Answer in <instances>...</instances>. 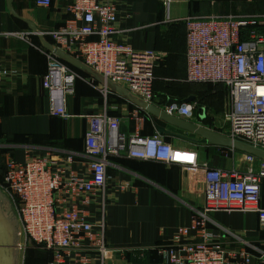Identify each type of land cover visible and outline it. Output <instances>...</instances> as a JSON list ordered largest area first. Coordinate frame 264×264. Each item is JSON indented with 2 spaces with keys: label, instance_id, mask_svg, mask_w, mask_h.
Here are the masks:
<instances>
[{
  "label": "built area",
  "instance_id": "1",
  "mask_svg": "<svg viewBox=\"0 0 264 264\" xmlns=\"http://www.w3.org/2000/svg\"><path fill=\"white\" fill-rule=\"evenodd\" d=\"M161 2L168 9L172 4V0ZM36 3L51 7L52 0ZM64 13V23L55 29L11 34L26 41H30L32 34L52 38L55 51L45 49L49 72L43 82L50 90L52 114L70 116L65 92L73 91L78 77L58 50L99 74L104 82L100 91L105 96L109 95L112 82L127 86L133 95L152 103L154 71L162 58L118 40L117 0H69ZM184 20L188 29L187 80L222 84L229 90L226 126L219 133L264 152V14H211ZM11 74V69L0 63V87ZM87 82L97 86L95 77L87 78ZM165 112L190 120L193 105L173 102ZM86 118L85 154L89 161L85 174L74 168L80 155L74 152L28 154L23 161L8 158L5 162L0 192L10 205L9 211L5 208L7 213L19 223L20 252L33 242L52 251L51 264H65L70 254H74L73 261L85 264L89 257L83 251L87 247L96 250L102 260L107 257L110 249L104 215L97 230L88 207L101 193L105 210L108 167L110 157L115 156L180 163L203 170V208L197 210L190 228L180 227L172 243L159 249L169 264H264V240L255 243L233 232H228L227 241L216 240L208 230V214L219 210L255 211L264 230L263 158L243 152L244 161L250 165L246 170L215 168L200 163L195 151L167 141L159 130L150 136L126 135L120 130V119L106 111L88 114ZM218 148L227 156L239 151L234 147ZM179 152L192 158L179 157ZM256 162L260 163L259 170L254 167ZM191 230L196 231L197 239L190 238Z\"/></svg>",
  "mask_w": 264,
  "mask_h": 264
},
{
  "label": "crops",
  "instance_id": "2",
  "mask_svg": "<svg viewBox=\"0 0 264 264\" xmlns=\"http://www.w3.org/2000/svg\"><path fill=\"white\" fill-rule=\"evenodd\" d=\"M8 2L0 0V63L12 72L0 87V180L1 167L8 158L23 161L28 154L47 152L80 154L74 168L85 174L89 161L85 154L86 115L103 111L120 119V130L126 135L150 136L162 128L167 141L195 151L200 163L228 170L250 167L242 151L227 156L218 146L199 141L201 136L149 113L117 90V86L128 90L127 86L110 82L109 95L105 96L100 91L104 82L99 74H90L68 62L78 76L73 91L65 92L70 116L53 115L50 90L43 84L49 72L45 42L53 44L52 38L32 34L26 41L11 34L32 30L27 21L39 32L59 27L65 21L64 6L69 0H53L51 7L39 6L36 0H12L13 10ZM117 8L118 40L162 58L154 71L151 104L165 111L169 103L189 100L187 103L193 105L190 120L221 132L226 125L220 118L224 119L230 108L229 90L222 84H213V88L201 83L185 85L189 81L188 29L184 19L211 14H264V0H172L169 9L161 0H117ZM90 77H95L97 86L87 82ZM161 80L175 84L165 85ZM131 96L142 100L132 93ZM254 167L259 170L260 163ZM108 173L105 210L101 193L88 210L97 230L104 215L110 251L102 260L96 250L87 247L83 251L89 257L85 264H169L159 249L172 243L180 227L190 228L197 210L203 208V170L132 158L110 159ZM261 205L264 207V178ZM208 217V230L216 240H229L228 232L255 243L264 240L255 211L219 210ZM190 238L197 239L195 230H191ZM70 255L65 264H78L73 261L74 254ZM20 257L19 264H50V255L33 242L21 251Z\"/></svg>",
  "mask_w": 264,
  "mask_h": 264
},
{
  "label": "water",
  "instance_id": "3",
  "mask_svg": "<svg viewBox=\"0 0 264 264\" xmlns=\"http://www.w3.org/2000/svg\"><path fill=\"white\" fill-rule=\"evenodd\" d=\"M8 3H9V8L13 10L12 0H9ZM27 22L33 31L35 32L38 31L34 24H32L30 21ZM45 47L48 50L55 51L54 45L47 41L45 42ZM57 53L61 58H63L69 64L87 70L90 74H94L93 70L89 66H87L81 60L75 58L74 56L59 50L57 51ZM117 90L128 96L131 100L136 101L141 108L147 110L149 113H153L164 120H167L181 128L192 131L195 134L201 136V140L199 141L203 143L211 144L215 146H223L228 148L234 147L239 151L251 153L259 158L264 159V152L259 149L245 145L238 141H233L231 138L227 137L226 135H223L212 129L206 128L191 120L169 115L165 111L155 107L151 103L132 97L130 91L120 86H117ZM158 130L161 134L166 133L165 130H163L162 128H159ZM18 232H19V223L17 219L14 218L11 214L7 213L3 205L2 199L0 197V264H19V261L21 259L20 257L21 252L17 247L19 241Z\"/></svg>",
  "mask_w": 264,
  "mask_h": 264
},
{
  "label": "trees",
  "instance_id": "4",
  "mask_svg": "<svg viewBox=\"0 0 264 264\" xmlns=\"http://www.w3.org/2000/svg\"><path fill=\"white\" fill-rule=\"evenodd\" d=\"M52 4H53V0H52ZM63 61H65V60H63ZM66 62V61H65ZM67 63V62H66ZM68 64V63H67ZM160 82H162V83H164L165 85H170V84H172V85H174L175 83H174V81H172V82H170V81H166V80H161ZM188 84H198V83H195V82H188L187 84H185V85H188ZM201 84H204V85H206V87H208V88H213L215 85H213L212 83H201ZM185 85H183V86H185ZM173 103V102H172ZM177 103H181V102H177ZM169 104H171V103H169ZM168 104V105H169ZM1 112V111H0ZM110 159L111 160H113V159H132V158H127V157H115V156H113V157H110ZM0 165H2L1 163H0ZM2 169H3V173H4V170H5V166H2L1 167ZM3 173H2V178H1V181L3 180ZM38 249H41V250H43L44 252H47L49 255H50V264H51V262H52V259H53V254H52V251L51 250H47V249H42V248H40V247H38Z\"/></svg>",
  "mask_w": 264,
  "mask_h": 264
},
{
  "label": "rangeland",
  "instance_id": "5",
  "mask_svg": "<svg viewBox=\"0 0 264 264\" xmlns=\"http://www.w3.org/2000/svg\"><path fill=\"white\" fill-rule=\"evenodd\" d=\"M222 94H225V92L223 93V91H222ZM222 117H223V116H222ZM220 119H222V120L224 121L223 118H220ZM223 121H222V122H223ZM0 197H1V199H2V202H3L4 206H5V208L9 211V210H10V205H9V203H8V201H7V199H6V197L4 196V194H3L2 192H0Z\"/></svg>",
  "mask_w": 264,
  "mask_h": 264
},
{
  "label": "bare ground",
  "instance_id": "6",
  "mask_svg": "<svg viewBox=\"0 0 264 264\" xmlns=\"http://www.w3.org/2000/svg\"><path fill=\"white\" fill-rule=\"evenodd\" d=\"M183 155H185V158H189V159L192 158V156H190V155L188 156V155H186V154H184L182 152H179V154H178L179 157H183Z\"/></svg>",
  "mask_w": 264,
  "mask_h": 264
}]
</instances>
